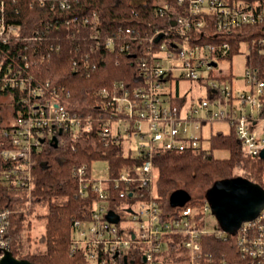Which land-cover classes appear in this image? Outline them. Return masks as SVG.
I'll return each instance as SVG.
<instances>
[{
	"label": "built area",
	"instance_id": "2783aa9c",
	"mask_svg": "<svg viewBox=\"0 0 264 264\" xmlns=\"http://www.w3.org/2000/svg\"><path fill=\"white\" fill-rule=\"evenodd\" d=\"M7 1L0 0V46L17 38L21 30L19 25L7 20ZM51 1L39 0L42 5ZM51 5L53 9H67L69 0H54ZM156 11L161 18L171 20L168 26L157 28L148 40L145 57L141 59L147 82L133 91L122 85L120 95L115 93L107 97L113 120H107L100 132L106 146L122 145L124 151L132 137L139 138L141 144L133 156L143 158V162L123 167L120 175L113 179L109 175L103 180L88 177L86 165L73 169L79 193L86 197L92 189L99 198L90 219L74 221L71 248L75 253L82 252L88 264H126V260L128 264H135L134 257L140 264H264V207L256 218L244 221L233 232L224 228L214 232L206 230L204 218L211 211L209 203L200 207L185 206L180 210L167 205L162 207L154 190L156 171L152 160L157 151L203 148L202 138L189 134L191 126L186 124L197 119L194 116L197 108L193 107L183 119L181 107L186 101H181L180 105L168 102L172 94L165 91V86L173 80L174 74L204 85L206 94L212 96H205L201 103L206 111L203 122L229 121L245 152L252 157H262L264 83L249 70L248 79L256 89L252 87L250 93L234 94L228 82L211 78L231 52V43L228 40L198 42L192 35L213 27L218 35L228 38L236 30L260 25L264 23V0H165L158 4ZM93 17L94 27L99 26V15L94 13ZM85 21L88 23L89 20ZM37 34L24 39L36 41ZM101 40L99 38V44ZM117 41L109 37L104 44L108 48L118 45L122 50L128 49L129 45L125 47ZM37 55L34 52V59H38ZM2 60L0 92L19 90L28 94L22 99L27 113H20L11 124V130L4 133L9 141L2 143L8 147L2 151V157L16 163L15 168L5 173L4 180L30 193L33 157L42 151V146L71 132L77 138L82 130H89L91 126L81 129L80 116L60 102L59 92L51 89L49 83L41 85L32 76L23 74L24 71L16 66L17 59L11 57L6 68ZM23 60L29 62L27 57ZM168 63L169 67L166 66ZM25 68H29L28 63ZM170 76L173 77L171 80L168 79ZM192 128L201 129L202 124L195 122ZM130 154L125 151L126 156ZM107 171L109 174L108 165ZM108 186H124L120 197L127 196L130 201L115 208L116 211L109 207ZM27 205L29 212L32 203ZM111 211L118 215L117 223L108 218ZM11 217V210H0V263L11 252L8 238ZM209 235L230 241L233 250L221 252L218 258L206 253L203 241Z\"/></svg>",
	"mask_w": 264,
	"mask_h": 264
},
{
	"label": "trees",
	"instance_id": "16d2710c",
	"mask_svg": "<svg viewBox=\"0 0 264 264\" xmlns=\"http://www.w3.org/2000/svg\"><path fill=\"white\" fill-rule=\"evenodd\" d=\"M164 1L69 0L67 9H53L51 2L42 5L39 0L7 1V20L19 25L21 30L17 38L0 46L4 68L14 57L23 74L32 76L41 85L49 83L51 89L59 92L60 102L80 116L81 129L91 126L89 130H82L77 138L71 132L60 136L57 145L50 140L42 146V151L33 157V188L29 193L4 180L5 173L15 168L16 163L2 157V151L8 148L2 143L9 141L4 133L11 130L12 122L20 113H27L22 99L28 94L19 90L0 92V98H7L12 111L10 124H5L0 115V210L12 211L8 238L15 258L34 264H88L82 252L75 253L71 248L72 227L77 219L91 218L99 197L92 189L86 197L79 193L73 169L86 165L88 177H91L92 165L104 161L113 179L120 175L123 167L143 162V158L132 154L126 156L122 145L106 146L100 132L107 120H113L107 97L115 93L120 95L122 85L133 91L147 82L141 59L145 57L148 40L157 28L168 26L171 20L157 14L158 4ZM94 13L100 18L97 27L93 25ZM36 32V41H25V37ZM109 37L118 39L117 44L129 45L128 49L122 50L118 45L108 48L104 41ZM99 38H102L101 44ZM192 38L198 42L228 40L232 50L225 60H231L240 53L241 44L247 43V71L251 70L256 79L264 83V23L236 30L228 38L218 35L213 27L197 32ZM34 52L38 59H34ZM24 57L29 62L24 61ZM27 63L28 69L25 68ZM211 78L233 83L232 72L224 76L213 72ZM104 91L106 95L102 94ZM210 97L207 93L206 98ZM181 101L178 96L170 95L168 99L169 103L177 105ZM262 113L264 115V96ZM209 142L208 149L163 150L154 154L152 160L157 174L154 190L162 207L167 205L180 210L185 206H203L208 203L206 197L194 199L192 193L201 191L206 196L217 184L236 178L247 180L264 193V158L248 155L233 127L229 134H212ZM215 150L227 152L228 156L217 157L213 153ZM123 187L108 186L109 207L117 209L130 201L127 196L120 197ZM180 189L189 194V199L180 207L169 206L170 196ZM132 191L133 188L127 195ZM28 202L32 203L29 212ZM38 207L46 209L37 214L45 220V231L39 239L44 248L30 251L33 242L31 217ZM203 242L205 252L215 258L221 252L233 250L230 241L214 235L206 236ZM134 259L135 264H140L136 257Z\"/></svg>",
	"mask_w": 264,
	"mask_h": 264
},
{
	"label": "rangeland",
	"instance_id": "374dc122",
	"mask_svg": "<svg viewBox=\"0 0 264 264\" xmlns=\"http://www.w3.org/2000/svg\"><path fill=\"white\" fill-rule=\"evenodd\" d=\"M249 48L247 43H242L240 48V53H237L233 56L231 60L222 61L219 65V69L215 72L218 75H227L230 72L233 74V83L230 84L232 86V91L234 94L237 93H250L252 91L253 85L248 79V72H247V52ZM166 66H170L168 63ZM175 80V81H174ZM170 83L166 84L165 91L167 93H171L174 97H179L182 101H186L181 107V116L183 119L188 117V112L194 107L197 108V111L194 113V116L197 118L196 120H192L187 122L186 124H190L191 128L189 134H194L197 138H202V146L205 149H208L210 146L209 139L211 138L212 134H216L218 132H222L224 134H229L231 132V123L227 120H217V121H205L206 119V111L202 109V102L205 100L206 92L205 86L196 82L191 81L188 79H180L178 78V74H174L173 80L169 81ZM228 84V85H229ZM256 89V86L253 87ZM7 98H0V115L4 119L5 124H10L12 122V111L11 108L7 105ZM237 107H240L239 104H235ZM249 112V108H247ZM186 122V121H185ZM195 122H199L202 124L201 129H193L192 124ZM202 122V123H201ZM14 123V122H12ZM146 125H144L145 127ZM141 144V140L137 137H132L126 144H125V151L126 153H131L132 155L137 154V148ZM215 156L223 158L227 157L228 153L223 151H214ZM92 176L96 179H107L108 178V171H107V164L105 162H96L92 165ZM157 180V174L155 175ZM156 187V183H155ZM181 190V189H180ZM194 199H199L202 197H206L207 202L211 203L209 197L204 192H195L191 195ZM170 206V202L168 204ZM46 211L43 207L36 208L35 213L31 217V221L33 222V227L31 230L32 236V243L30 251L35 249L44 248L41 245L39 239L43 232L45 231V220L38 218V213H44ZM204 228L209 231H216L222 228V224L217 217V215L211 211L206 215L204 218Z\"/></svg>",
	"mask_w": 264,
	"mask_h": 264
},
{
	"label": "water",
	"instance_id": "95a60500",
	"mask_svg": "<svg viewBox=\"0 0 264 264\" xmlns=\"http://www.w3.org/2000/svg\"><path fill=\"white\" fill-rule=\"evenodd\" d=\"M58 138H54L57 145ZM264 158V151L262 153ZM211 203V209L219 218L222 228L233 232L244 221L256 218L264 207V193L243 178H236L231 181L219 183L207 194ZM189 194L183 190L176 191L171 197L172 206H182L188 199ZM110 221L117 223L118 215L113 211L109 212ZM128 264L127 260L125 261ZM0 264H34L29 260L18 259L8 252Z\"/></svg>",
	"mask_w": 264,
	"mask_h": 264
},
{
	"label": "flooded vegetation",
	"instance_id": "af4514ba",
	"mask_svg": "<svg viewBox=\"0 0 264 264\" xmlns=\"http://www.w3.org/2000/svg\"><path fill=\"white\" fill-rule=\"evenodd\" d=\"M173 194H174V193H173ZM173 194H172V195H173ZM172 195H171L170 198H169L170 206H172V205H171V197H172ZM178 206H179V205H178ZM178 206H172V207H178Z\"/></svg>",
	"mask_w": 264,
	"mask_h": 264
},
{
	"label": "bare ground",
	"instance_id": "6f19581e",
	"mask_svg": "<svg viewBox=\"0 0 264 264\" xmlns=\"http://www.w3.org/2000/svg\"><path fill=\"white\" fill-rule=\"evenodd\" d=\"M209 34H211V33H209ZM212 35V34H211ZM175 81V80H174ZM20 258V257H19Z\"/></svg>",
	"mask_w": 264,
	"mask_h": 264
}]
</instances>
